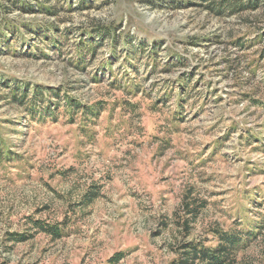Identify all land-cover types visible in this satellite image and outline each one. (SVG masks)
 Segmentation results:
<instances>
[{"label":"rangeland","instance_id":"1","mask_svg":"<svg viewBox=\"0 0 264 264\" xmlns=\"http://www.w3.org/2000/svg\"><path fill=\"white\" fill-rule=\"evenodd\" d=\"M37 1L0 0V29L52 24L62 42L0 35V264H170L184 242L264 220V0H48L55 14ZM13 80L100 111L30 119L3 98ZM185 202L201 203L195 218ZM234 257L264 264L263 236Z\"/></svg>","mask_w":264,"mask_h":264},{"label":"trees","instance_id":"2","mask_svg":"<svg viewBox=\"0 0 264 264\" xmlns=\"http://www.w3.org/2000/svg\"><path fill=\"white\" fill-rule=\"evenodd\" d=\"M227 1L228 0H221L220 6L226 5L231 7L233 5ZM251 1L256 3L254 0ZM15 2L17 3L18 1ZM34 7L36 8L35 10L45 13L55 14L57 12V5L49 3L48 0H38ZM17 25V23H6L5 20L3 22L2 29H0V35L3 33L6 34V37L2 39L8 40V46H12L15 38L12 37V35L17 29H20L21 31H19V33L25 34L26 37L24 40H28L30 48L34 45H40V43L43 42L47 48L50 47L54 50L61 49L62 42L60 40V36L57 34L56 26H53L52 24L41 25L34 22L23 23L20 26ZM93 28L92 30L94 31H90L91 33L89 34L88 39L82 40V42H79V44L75 47L76 51L79 52V59L77 60V63H79L78 67L82 64L85 65L86 56L95 50L96 44L92 43L97 41L96 43L98 44L103 33H106L105 30H100L97 26ZM53 31L55 34H52ZM95 37H97V39H95ZM10 85L11 89L8 90L7 96H3V98L24 107L25 111L31 117L30 119L35 118L37 114L53 116L59 106H65V108L70 110L71 113L81 111L87 117H91L100 111V105L95 108L93 107L87 109L79 100L72 97H67L64 102H62L59 97L56 98L55 101L50 99L46 100L44 98V91L47 89H43L38 86L31 88L26 85V83L22 84L17 80L10 82ZM31 90L32 92L30 93ZM48 92L56 96L59 94L60 90L49 89ZM257 103H262L264 105V100L258 99ZM96 194L97 191L93 188L86 190L81 195V205L90 203L93 199H95ZM200 204L201 203H196L193 207L189 208L190 203L185 202L182 207L185 208V211L192 219L199 213ZM32 225L33 228L45 232L53 239L61 236L59 224H45L37 220L34 221ZM182 225L188 229L189 221L186 222L185 220ZM213 231L214 236L217 238L215 245L205 246V244H202L201 242H184L178 246V255L170 264H233L236 252L242 249L250 239L256 237L257 235H262L264 238V220H260L252 228H244L235 231L214 229Z\"/></svg>","mask_w":264,"mask_h":264}]
</instances>
